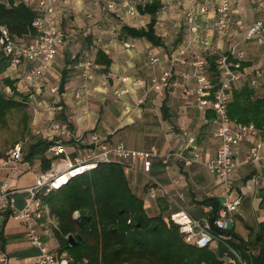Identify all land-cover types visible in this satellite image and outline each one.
<instances>
[{"label":"crops","instance_id":"1","mask_svg":"<svg viewBox=\"0 0 264 264\" xmlns=\"http://www.w3.org/2000/svg\"><path fill=\"white\" fill-rule=\"evenodd\" d=\"M16 1L34 6L38 2ZM109 1L59 0L60 25L69 38L59 48L50 69L34 85L24 80V73L31 62L10 66L7 73L20 78L27 86V93L38 98L40 104L34 110L36 113L40 110V113L35 116L39 115L44 128L49 125L45 106L51 100L49 88L59 85L63 72H66V83L58 101L65 108L61 118L71 117V126L77 135L96 132L110 146L123 144L130 149L144 151L156 148L158 156L152 158L148 172L143 169L141 161H136L133 167H124L132 192L144 201L149 215L163 213L171 218L179 210L161 193L155 198L150 197L149 190L155 181L170 192L181 194V207L201 221L209 219L212 212L211 205L205 203L207 199L215 198L223 204L226 194L230 198L239 196L240 204L230 228L243 240L250 239L259 223L264 221V164L245 162V157L256 139L262 140L261 153L264 155V133L259 131L257 137L249 136L237 146L235 159L238 168L230 175L227 189L226 183L212 174L206 165L215 157L219 146L216 114L211 106L203 109L198 106L195 80L179 77L181 72L191 70V60L203 55L207 48L195 42L187 53L188 62L178 60L173 66L178 84L165 94L154 91L150 87V79L172 67L170 59L177 56L178 48L185 41V13L192 7L196 10L199 35L210 39L217 55L226 53L234 43H238L240 50L244 51L242 75L235 86L248 84L256 96L264 97V48L254 40H244V31H240L235 24L236 19H243L248 25L263 18V12L255 0H231L230 30L224 40H218L214 35L215 11L200 14L201 0H162L166 10L158 14L157 29L164 45L156 47L144 38L119 36L122 23L145 26L149 16L139 11L133 16L126 15V8L122 5L124 0H114L116 8L104 11L103 7ZM88 12L93 16L87 17ZM112 30L116 33L113 34ZM180 38L182 40L178 41ZM99 49L112 59L107 72H104L103 64L95 62ZM152 54L159 58L154 65L149 64ZM80 57L93 61L90 77L82 76V70L76 66ZM208 74L213 80L210 71ZM232 127H236L235 122H232ZM191 138L194 139L192 142ZM72 144L70 142L68 146L70 157L78 155L83 149L79 144ZM41 174L45 173L38 161L22 166L19 171L2 170L0 185L4 180L9 181L16 204L21 208L29 197L26 189L34 186L36 177ZM162 203L167 205L165 211L161 210ZM31 225L40 233L48 248L57 252L59 243L54 236L57 220L51 215L49 207L44 206L42 218L32 220ZM26 230L27 225L10 213H0V250L7 255L8 264H42L39 261L40 251L31 245Z\"/></svg>","mask_w":264,"mask_h":264},{"label":"built area","instance_id":"2","mask_svg":"<svg viewBox=\"0 0 264 264\" xmlns=\"http://www.w3.org/2000/svg\"><path fill=\"white\" fill-rule=\"evenodd\" d=\"M148 0H135L133 2L124 0L122 5L126 8V15L133 16L138 13V5ZM257 7L263 12V18L246 25L243 19H236L235 24L240 31H244V40H254L264 48V0H255ZM59 0H38L36 8L38 15L33 21L34 33L13 37L8 30L1 26L0 37V60L8 58L11 66H19L24 62H31V66L24 73V80L29 85H34L48 71L57 56L59 48L68 40L69 34L61 27L60 17L57 11ZM116 8L114 0L109 1L103 7L104 11H111ZM166 10V5L160 12ZM215 11L214 35L218 40H224L230 30L232 23L231 0H201L199 13L208 14ZM93 14L88 12L87 17ZM186 34L185 41L177 50V56L170 59L172 67L163 71L160 75L152 76L150 87L158 94L163 95L178 84L174 75L173 66L178 62L187 63V53L192 50L193 44L198 42L201 46L216 53L212 48L210 39L199 35L200 26L196 21V10L188 8L185 13ZM115 34L116 30H112ZM245 58L244 51L240 50L238 43L232 44L226 53L218 54L216 64L219 69L220 78L218 84L213 85L205 59L198 55L191 60V70L179 74L182 79L193 78L196 82V101L200 108L211 106L217 120V137L219 146L215 157L207 161L208 170L226 183L232 173L238 168L235 159L237 146L249 136H258L259 130L253 125L237 124L232 127V121L227 114L229 102V91L241 78L242 61ZM159 61L158 56L150 55L149 64L154 65ZM76 66L82 70V76L90 77L93 68V61L87 57H80ZM255 83V82H254ZM51 100L45 106L49 114V125L35 134L43 135L51 140L47 149L50 156L56 157L52 169L45 174L36 177L35 185L27 188L29 197L23 207H18L14 197V190L10 187L9 181L4 180L0 185V213H10L16 219L27 225L26 235L31 245L40 251L39 261L42 264H70V257L66 253L58 254L51 251L42 240L40 233L31 225V221L42 218L44 205L39 197L41 192H49L65 184L70 178L90 171L99 162H118L124 167L134 166L136 161H141L143 169L148 172L151 167V160L158 156L156 148L150 150H135L127 148L123 144L110 146L106 140L96 132L86 136L77 135L71 126V117L61 118L63 106L58 101L60 94L59 85L55 84L49 88ZM32 108L35 109L40 101L36 96H30ZM194 139L191 138L190 142ZM28 139H25L8 150L5 156L0 157V171H19L22 166L31 163L24 159V148ZM70 142L83 146L81 153L70 157L68 146ZM72 144V145H73ZM262 140L256 139L245 157V162L264 164V155L261 153ZM158 193L165 196L170 202L177 205L179 210L171 215V219L178 225L180 233L185 241L193 243L202 248L210 246L215 242H225L231 238L223 231L230 228L234 223L236 212L240 204V197L226 199L219 209L218 217L214 224L221 231L214 233L209 219L203 221L196 219L180 205L181 194L170 192L165 186L154 182L149 190L150 197L155 198ZM233 257L226 259L223 264H246V261L234 250ZM0 264H8L7 255L0 250Z\"/></svg>","mask_w":264,"mask_h":264},{"label":"trees","instance_id":"3","mask_svg":"<svg viewBox=\"0 0 264 264\" xmlns=\"http://www.w3.org/2000/svg\"><path fill=\"white\" fill-rule=\"evenodd\" d=\"M162 7V0L139 4L138 11L149 16L147 24L135 27L122 23L119 36L144 38L153 46H163V37L157 29ZM37 15L34 5L24 1L0 0V27H5L13 37L34 33L32 24ZM217 56L208 48L202 55L215 86L220 76ZM95 62L103 64L104 72H107L112 59L99 49ZM10 66L8 58L0 60V76L12 90L11 96L0 93V120L5 122L9 113L22 109L25 112L24 130L28 132L31 120L29 109H32L30 93H22L17 87V78L6 75ZM65 83L66 72H63L60 92H63ZM229 94L227 114L230 120L253 125L264 133V97L256 96L248 84L234 85ZM64 110L63 107L62 113ZM21 141H16L13 146ZM50 143L47 137L32 134L24 148V159L30 163L38 161L44 173L52 169L56 160L47 152ZM6 153L0 151V157ZM39 197L57 220L54 229L59 243L57 253H66L71 259L70 264H223L234 256L231 249L246 264H264V221L259 223L248 240H243L229 228L223 232L231 235L230 239L200 248L185 241L178 225L170 217H165L163 213L148 214L144 201L132 192L124 166L118 162H99L95 168L70 178L58 188L41 192ZM205 203L212 207L209 220L214 233L221 232L214 224L222 207L221 202L209 198ZM166 208L167 205L162 203L161 210ZM69 235L76 237L74 245L69 243Z\"/></svg>","mask_w":264,"mask_h":264},{"label":"rangeland","instance_id":"4","mask_svg":"<svg viewBox=\"0 0 264 264\" xmlns=\"http://www.w3.org/2000/svg\"><path fill=\"white\" fill-rule=\"evenodd\" d=\"M184 6L185 5H183L182 8ZM7 74L11 78H16L11 75L10 72ZM17 87L22 93L28 92L26 84H24V82H21L20 78H17ZM0 93L8 96L12 95L11 88L5 85L2 80V76H0ZM29 112L31 113V120L29 122L28 132H25L24 130L23 118L25 112L22 109H15L11 113H9L5 119V122H2L0 120V151L4 153L8 152V150L13 146L16 141H23L25 139H28L32 134H35L37 130H42L44 128L38 119L39 115L35 116V114L40 113V110H38L36 113L35 110L32 108L29 109Z\"/></svg>","mask_w":264,"mask_h":264},{"label":"water","instance_id":"5","mask_svg":"<svg viewBox=\"0 0 264 264\" xmlns=\"http://www.w3.org/2000/svg\"><path fill=\"white\" fill-rule=\"evenodd\" d=\"M67 239L71 245H74L76 243V237L73 235H69Z\"/></svg>","mask_w":264,"mask_h":264}]
</instances>
